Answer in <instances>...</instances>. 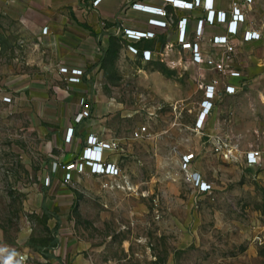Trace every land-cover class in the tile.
I'll return each mask as SVG.
<instances>
[{
  "label": "rangeland",
  "instance_id": "obj_1",
  "mask_svg": "<svg viewBox=\"0 0 264 264\" xmlns=\"http://www.w3.org/2000/svg\"><path fill=\"white\" fill-rule=\"evenodd\" d=\"M176 18L169 12L160 42ZM24 38L18 20L0 9V67L13 64L15 79L7 89L0 69V264H54L50 249L60 242L87 244L88 264H264V137L255 132H264V105L248 114L245 90L229 104L234 116L198 132V72L186 54L171 44L142 61L113 40L96 87L110 109L96 126L125 141L115 153L123 181L103 188L82 175L45 186L52 155L68 150L52 130L59 125L39 116L54 93L38 82L42 68L26 63ZM250 75L240 77L244 86ZM138 125L150 136L130 139ZM250 149L259 150L260 166H246ZM186 151L196 153L193 168L212 183L209 192L184 180Z\"/></svg>",
  "mask_w": 264,
  "mask_h": 264
},
{
  "label": "crops",
  "instance_id": "obj_2",
  "mask_svg": "<svg viewBox=\"0 0 264 264\" xmlns=\"http://www.w3.org/2000/svg\"><path fill=\"white\" fill-rule=\"evenodd\" d=\"M92 1L0 0V9L18 20L19 25L24 30L26 37L24 40L29 42L26 63L29 66L42 68L44 77L38 82L43 89L54 93L50 101L52 108L44 111L42 115L39 113V116L43 120L59 125V127L55 126L52 130L54 134L61 132V145L68 151H62L59 155H52V159L49 160V176L44 175L49 177V185L64 186L61 182L64 165L72 155L80 153L84 147L85 137L90 133L100 134L105 138L117 139L121 150H123L122 144L125 141H121V138L108 132L101 131L96 126L103 119L100 111L110 109V103H106L101 99L99 91L96 90L101 73V61L110 49L113 40L122 44L120 52L123 55L133 56L126 49L125 41L120 35L116 34V29L122 26L149 28L144 21L149 15L132 9L130 7L131 3L140 1L158 6L164 4L162 0H100L94 7ZM233 6L240 8V11L244 14V21L238 24L239 31L235 35H229L233 52L230 53L231 59L227 64L231 69L239 71L241 76H243L245 70L251 74L245 82L246 86L241 82V78L221 76L203 67V65L192 63L190 61V51L182 48L177 41V21L182 17H186L185 40L191 43L197 42L204 54L224 57V54H226L225 49L214 45L210 40L216 35L226 34V22L204 23L200 34L198 35L195 32L196 21L206 15V10L201 5L193 7V9L167 6L170 16L172 13L177 16L176 19H170L172 22L169 27L172 33L171 37L160 42L158 35L164 30L160 29L155 31L154 38L144 40L137 45L139 48L150 49L154 55L167 49L171 44L183 51L189 63L198 72L197 90L200 95L199 101L202 99V90L198 86L200 82H203V80L208 82L211 78L218 77L220 81V85L217 87L219 97L214 101L213 110L203 127L200 129L194 128L198 132L200 130L207 133L212 132L214 123L211 126L209 125L211 119L213 122L217 118L218 120L220 117L225 118L228 113L234 116L229 104L231 105V102L235 101L240 103L245 90L250 94L249 105L253 107V110H248V114L254 115L257 110L261 109V105H264V0H251L249 3L243 0H213L212 8L215 11H225L228 19H230ZM43 29H46V31L43 32ZM245 29L256 30L261 34L260 39L242 41L241 31ZM59 66L82 69L84 74L81 83L68 84L64 75L58 72ZM0 69L5 73L7 89H14V65L7 62ZM225 84L233 85L235 92L233 94L225 93ZM66 86L68 90H71L70 92L65 89ZM22 87H26V82L22 83ZM81 97L86 98L92 109L90 117L85 118L80 114L79 100ZM104 105L106 106L104 107ZM68 127H72L73 131V140L70 143L64 141L65 131ZM261 132H258L259 138L264 137V132ZM130 139H132L131 136ZM193 153L196 155L195 152ZM113 158L121 169L120 177L116 178V183L119 184L120 181H123V168L118 162L116 154L113 155ZM54 162L58 163L56 170H53L52 167ZM261 162H263L262 159ZM82 175L90 174L74 173L71 183ZM90 176L98 179L99 184L102 181V178ZM86 247L87 244L84 245L81 242H60V245L57 244L50 249L51 259L54 264H88L87 258H84L81 254Z\"/></svg>",
  "mask_w": 264,
  "mask_h": 264
},
{
  "label": "built area",
  "instance_id": "obj_3",
  "mask_svg": "<svg viewBox=\"0 0 264 264\" xmlns=\"http://www.w3.org/2000/svg\"><path fill=\"white\" fill-rule=\"evenodd\" d=\"M100 0H93L92 6H96ZM163 5H152L143 3L140 1H134L130 7L142 13H146L149 17L145 20V23L149 28H130L121 27L116 29V34L125 41L126 49L133 56L140 58L142 61H150L154 57L153 51L148 48H139L137 45L144 40L152 39L156 35V30L165 29L168 27V8L171 6L179 9H193L201 5L206 10L204 18H200L196 21V34H200L204 23H224L226 22V34L216 35L210 40L214 45L223 47L226 54L224 57H216L209 54H204L200 45L197 42H188L185 40L186 29V17H182L177 21V41L181 44V47L190 51V61L197 65H203L221 76H229L240 78L241 73L237 70L231 69L227 64L230 61V53L233 52V46L230 43L229 35H235L239 31V23L244 21V14L240 11V8L233 6L230 12V19L226 15L225 11H215L213 6V0H162ZM246 3L251 0H243ZM46 29H43V32ZM261 34L256 30L245 29L241 31L242 41H252L260 39ZM58 72L64 75L65 81L68 84H79L82 81L83 71L80 68H69L66 66H59ZM99 83H97V86ZM220 85L218 77H213L210 80L201 81L198 85L202 90V99L198 103V111L194 122V128L200 129L205 124L208 116L213 110L214 101L219 97L217 87ZM224 92L227 94H233L235 87L233 85L225 84ZM6 101V100H5ZM79 106L81 107L80 114L82 117H90L92 109L90 108L86 98L81 97L79 100ZM257 134L258 132L255 131ZM131 138L134 140L144 139L150 136L147 126L138 125L131 131ZM259 136V134H258ZM73 140L72 127H68L65 131L64 141L70 143ZM225 144V143H224ZM222 144L217 146V149ZM121 147L119 141L115 138H105L100 134L90 133L85 137L84 147L79 154L72 155L71 158L65 163L64 170L61 175V182L64 185L70 184L73 180L74 173L85 174L88 173L93 176L102 178L101 185L103 188H110L116 183V178L120 177L121 169L118 167L117 162L113 158V155L120 151ZM220 152L224 157L228 156L230 149H225L226 152ZM195 154L192 151H187L180 155V169L182 171L184 180L190 183L198 193H206L212 189V183L206 180L198 171L193 168V161L195 160ZM244 162L248 167L260 166L261 156L257 149H250L245 152ZM53 170H56L58 163H53ZM43 184L49 185V177L44 176Z\"/></svg>",
  "mask_w": 264,
  "mask_h": 264
}]
</instances>
